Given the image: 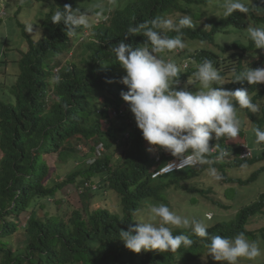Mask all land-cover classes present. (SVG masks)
<instances>
[{
    "label": "trees",
    "instance_id": "obj_1",
    "mask_svg": "<svg viewBox=\"0 0 264 264\" xmlns=\"http://www.w3.org/2000/svg\"><path fill=\"white\" fill-rule=\"evenodd\" d=\"M37 1L50 2L43 22L44 35L35 40L24 33L29 46L18 60L20 72L12 86L15 102L0 101V149L4 153L0 159V264H205L202 257L207 254V249L194 235L191 238L197 242L187 250L180 249L177 253L142 250L136 253L126 247L119 232L121 229L130 230L139 223L132 218V212L142 214L149 204L169 203V191L173 189L182 191L186 200L200 202L194 191L203 189L193 187L190 181L209 166L186 167L154 176L176 157L164 150H160L158 155L151 154L142 130L130 124L132 118L128 114L118 117L125 118L126 123L103 125V121L117 119L112 115V110L122 107L121 93L128 91V86L120 82L126 70L116 61L111 47L124 40L135 48L146 40L143 35L125 38L128 26L158 16L168 17L176 12L199 19L201 12L194 11L193 7L206 5L208 0H131L108 14L101 13V16L108 15V19L99 23L93 21L94 26L90 29L92 38L79 50V59L71 62L61 57L72 49V42L74 39L78 41L83 30L69 37L64 31L63 22L54 24L51 15L56 8H62L65 4H70L73 9L80 8L78 0ZM250 6L253 8L251 13L237 11L230 17H221L209 30L199 26L195 29L185 28L183 38L215 43L216 34L225 32L227 36L231 30L242 32L250 19L255 26H260L264 23V0ZM4 9L7 13L0 12V25L10 14L9 5H5ZM80 10L83 11L82 8ZM168 35L175 36L176 33L169 32ZM217 45L220 52L202 48L194 54H187L183 50L165 53L163 57L165 60L179 57L191 59V66L192 63L194 65L187 74L180 76L183 79L194 73L205 59L212 60L224 78L231 73L233 78L247 67H262V56L261 61H244L248 55L256 56L260 52L253 53L256 49L250 40L224 41ZM56 68H59L58 72H55ZM57 75L61 78L58 84L54 82ZM217 87L230 90L246 88L254 102L263 101L259 116L238 106L237 113L246 114L256 127L264 129V83L249 85L247 81L228 82ZM246 128L245 125L236 140L222 138L218 141L220 147L227 149L230 155L224 163H215L212 167L227 175L234 166L243 167L264 161V144L256 147L251 157L241 156ZM127 132V147L115 160L111 153L105 151L110 150ZM82 139L93 142L89 153L83 155L79 148ZM216 143L212 139L210 146ZM99 144L105 147L101 155L96 151ZM47 154H56L60 162L80 161L82 167L67 179L56 182L45 157ZM90 158L96 160L89 164ZM262 171L264 165L246 179L228 177L227 182L249 184ZM87 182L100 183L101 188L117 193L122 214L105 206L92 209L90 203L75 209L69 220L50 210V206L59 204L58 191L70 183H79L77 192L81 190L80 194L85 199L86 195L92 193L91 188H85ZM225 190L226 199L236 201L235 196L231 195V187ZM204 202L217 208H220L218 205H225L222 199L215 201L214 205ZM225 206L233 208L232 204ZM26 212L29 215L23 224L21 215ZM262 212L264 193L251 204L243 205L235 216L208 225V231L223 237H234L244 232L249 240L264 239V227L258 232L247 227L252 218L260 220ZM209 214L212 216L207 217ZM121 217L125 219L123 222L120 221ZM206 218L213 220L215 215L213 212L206 213ZM181 231L186 230L176 229L174 234H181ZM210 259L208 255L207 261ZM259 264H264V261Z\"/></svg>",
    "mask_w": 264,
    "mask_h": 264
},
{
    "label": "clouds",
    "instance_id": "obj_2",
    "mask_svg": "<svg viewBox=\"0 0 264 264\" xmlns=\"http://www.w3.org/2000/svg\"><path fill=\"white\" fill-rule=\"evenodd\" d=\"M6 1L0 0L1 14L7 13L4 9ZM114 3L115 0H109V4ZM96 7L99 10L95 11L97 18L95 22L107 20L108 15L101 16L103 8ZM221 7L224 18L237 11L246 14L253 11L250 2L245 0H222ZM91 15V9L81 11L80 8L73 9L70 4H65L62 8L54 10L51 21L54 24L63 22L64 31L71 37L77 34L78 30L84 31L94 26ZM33 25L26 24L25 31L33 33ZM196 27L197 24L191 15H183L177 22L166 16H158L135 26L130 24L124 33L125 38L130 35H143L146 37L145 42L134 48L132 44L121 40L111 47V52L126 70V75L120 82L128 86V91H122L121 95L123 100L129 103L135 117V121L129 120L130 124L142 130L143 138L150 145L149 151L164 150L177 158L178 162H169L164 171L208 165L207 175L218 182L223 176L212 165L224 163L230 155L227 149L220 147L218 141L222 138L236 140L246 124L238 115L237 106L259 116L261 105L253 101L246 88L230 90L217 86H223L227 82L247 81L249 85L264 83V62L262 67L244 68L231 80H226L214 66L213 61L205 59L194 73L186 79L181 78L183 72L191 67V59H181L177 64L176 60H165L163 54L186 49L183 29ZM169 32H175L176 35L169 36ZM84 37L85 34L82 32L78 41L80 39L82 42ZM247 37L254 49H263L261 56L264 61V28L249 25ZM219 39L218 35L217 40ZM58 71L59 68H56L55 72ZM233 72L235 73V69ZM54 82L60 83V76H55ZM189 85L196 86L198 90H189ZM3 87L0 86V93ZM127 107L128 105L113 109L112 115L118 118L127 114ZM115 111L123 113L115 114ZM253 132L256 144H264V129L255 127ZM212 139L217 141L215 146H210ZM82 147L79 146L80 149ZM104 151L105 147L102 152ZM3 156L4 153L0 149V159ZM95 160L90 158L88 163L91 164ZM85 188H91L94 192L100 189V184L87 182ZM131 215L139 223L133 225L130 230L121 229L119 236L126 247L136 253L142 250H158L163 253L187 250L197 242L191 238L194 235L204 243L207 249L206 256L210 255L214 261L241 264L244 260L258 264L264 258V248L260 246V242L249 240L244 232L234 237L212 235L203 220L178 214L163 203L149 204L146 215L135 211ZM211 216L212 214H209L207 217ZM124 220L121 217L120 221ZM176 229L186 231L175 235Z\"/></svg>",
    "mask_w": 264,
    "mask_h": 264
},
{
    "label": "rangeland",
    "instance_id": "obj_3",
    "mask_svg": "<svg viewBox=\"0 0 264 264\" xmlns=\"http://www.w3.org/2000/svg\"><path fill=\"white\" fill-rule=\"evenodd\" d=\"M130 1L131 0H115L114 4H109V0H78L77 2L78 7L82 8L83 11L91 9L92 15L90 18L92 19V21H97L95 11H98L99 8H97L96 6H100L103 8L102 14H108L118 8L127 5ZM257 1L258 0H245V2H250V4H254ZM6 3L7 6L9 5L10 14H8V16L2 21V24L0 25V80H4V83H2L1 85L4 87L2 88L0 93V100L14 103L15 97L12 94V86L16 82L17 76L20 72V65L18 60H20L22 54L28 50L29 46L28 40L24 36V33H28L25 31V25L33 23V33L28 34L31 35V37L35 40L41 39L44 35L43 22L47 12L50 9V2L37 0H7ZM221 4L222 0H208L206 5H195L193 7V10H199L201 12L199 19H193L194 22H196L197 26L203 29H211L212 24H214V22L219 18L223 17V8L221 7ZM183 15L186 14L176 12L169 15L168 17L172 18L174 22H177L179 17ZM251 21L252 20L250 19V23L248 24L255 26L254 22ZM247 27L242 32H232L233 30H231L227 36L224 35L225 32L218 33L215 37V43H206L201 40H190L189 38H183L187 44V48L184 49V52H186L187 54H194L196 50L202 48H208L220 52V48L217 44H222L224 41H231L229 43H233L239 40L248 42L249 39L247 37ZM259 27L264 28V23ZM83 33L85 34L84 40L81 42L80 39L79 41L74 39V42H72V49L62 55V60H69V62H71L79 59V50H81L83 44H85L90 39L91 30H84ZM218 35L220 37L219 41L217 40ZM259 50L260 52L256 56L248 55L246 57V60L244 61L246 63L252 60L261 61V52L263 49H256V51H253V53H256ZM224 55L225 54H223L222 56ZM180 60L181 57L176 59L177 64H179ZM235 63L236 61L233 62V64ZM193 65L194 64L192 63V66ZM231 65L232 64H230L229 66ZM188 71L189 70L184 71L183 74H187ZM232 75V73L227 75V78L225 79L231 80ZM227 83H225L224 85H226ZM188 88L191 91L198 90L194 85H189ZM102 100L103 98H101V101ZM121 103L124 107L129 104L124 100H122ZM262 104L263 101L260 103V105ZM127 114L128 117H131L135 121V117L130 110V106L127 107ZM239 116L241 117V119L246 121L245 125L247 127V133L245 134V143H248L255 151L256 147H260L261 145H257L255 142L253 129L256 127V124L246 114L241 113ZM111 122L116 124L126 123L125 118H117L108 122L103 121V125L106 123L110 124ZM125 137H129V132L122 136V138H120V141L115 143L110 150L107 151L106 149L105 153L109 152L113 155V158L115 160L119 159L127 147V140L125 139ZM79 144L83 146L80 150L83 155L89 153V149L92 146L93 142L92 140L86 141L85 139H82ZM147 145L149 149L150 145L148 142ZM159 151H150V153L153 155H158ZM167 153L170 154L169 152ZM45 157L49 163V166H51V172L53 174V177L56 178V182H61L62 180L67 179L70 174L82 167L80 161L71 160L67 162H60L57 159L56 154H47ZM261 165H264V161L243 167L234 166L232 169L228 170L227 175L225 172L217 169V171L220 172L223 176V179L218 182L213 181L207 175V168L206 170L202 171V173H200L198 177H195L190 181V184L193 187L197 186L196 188L203 189L200 192L194 191V194L197 196L200 202L196 203L193 201V199L186 200L182 191L179 192V190L173 189L169 191V203L166 202L164 204L168 205L171 210L176 211L178 214H189L188 216L190 218L201 219L206 225L213 224L220 220H225L232 215L235 216L238 209H240L243 205L251 204L260 197L261 193H264V171L259 174L256 180L252 181L249 184L233 183L232 181L227 182L228 177H240L246 179L253 173L257 172L260 169ZM78 184L79 183H70L63 189L59 190L57 193L59 204H53L52 206H50V210L58 214V216H60L61 218L69 220L75 209H81L85 203H90V207L92 209H97L101 206H105L115 213H118L120 215L122 214V207L119 203L120 199L118 197V194L113 190L100 187L99 190L86 195L84 199V196L81 195L80 192H77L76 187ZM229 186L231 187V195L235 196L234 198L236 199V201L226 199L225 188ZM221 199L222 203L227 206H230L232 204L233 208H226L225 205L220 206L218 204L217 205L220 208H217L216 206L212 207L208 206L204 202L206 201L207 203L214 205L216 203L215 201H221ZM50 202L52 201H49V203ZM212 212L215 215V219L208 220L206 218V213ZM146 214L147 208L144 209L142 215ZM261 214L262 215L260 217V220H254V218L251 219L247 226L249 230H255L258 232L259 230H261V228L264 227V212H262ZM28 215V212L21 215L23 224H25V220L28 218ZM257 241H259L260 246L264 248V239L259 237ZM206 255L202 257L205 258V264H227V262L214 261L213 259L207 261ZM260 261H264V258H262ZM260 261L258 262V264L260 263ZM241 264H252V262L242 260Z\"/></svg>",
    "mask_w": 264,
    "mask_h": 264
},
{
    "label": "built area",
    "instance_id": "obj_4",
    "mask_svg": "<svg viewBox=\"0 0 264 264\" xmlns=\"http://www.w3.org/2000/svg\"><path fill=\"white\" fill-rule=\"evenodd\" d=\"M115 114H118V113H123L122 111H120V112H114ZM104 150V145H102V144H100L98 147H97V152H98V154H100L102 151ZM253 149L251 148V146L249 145V144H247V143H245L244 145L242 144V153H241V156L242 157H251L252 155H253ZM173 161H177V158L176 159H174ZM172 162V161H171ZM178 162V161H177ZM166 167H168V164L167 165H165L162 169H161V171H157L155 174H154V176H157V175H159V174H161V173H170V172H173V171H175V170H180V169H173V171H170V172H166V171H164V169L166 168ZM186 168V167H185ZM88 185V184H87Z\"/></svg>",
    "mask_w": 264,
    "mask_h": 264
},
{
    "label": "crops",
    "instance_id": "obj_5",
    "mask_svg": "<svg viewBox=\"0 0 264 264\" xmlns=\"http://www.w3.org/2000/svg\"><path fill=\"white\" fill-rule=\"evenodd\" d=\"M3 81V82H2ZM2 83H4V80H0V86L2 85Z\"/></svg>",
    "mask_w": 264,
    "mask_h": 264
}]
</instances>
